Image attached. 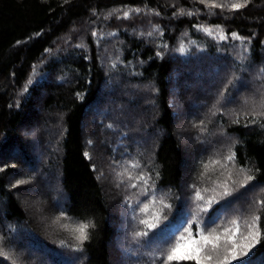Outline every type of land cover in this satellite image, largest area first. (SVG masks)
<instances>
[{
  "label": "trees",
  "instance_id": "1",
  "mask_svg": "<svg viewBox=\"0 0 264 264\" xmlns=\"http://www.w3.org/2000/svg\"><path fill=\"white\" fill-rule=\"evenodd\" d=\"M199 1L0 0L1 233L11 237L28 230L46 241L62 237L50 224L55 210L49 196L36 191L41 186L14 184L15 179H33L37 166L51 171L47 180L61 190L66 215L94 225L81 245L78 264H119L112 244L113 190L100 183L93 157L86 155L90 143L86 137L98 143L101 156L105 152L101 144L108 136L90 122L97 119L89 114L92 107L106 111L119 106L137 120V127L143 125L145 136L152 138L157 185L172 191L180 190L185 180L199 178V155L208 151L195 138L204 141L212 133L223 134L235 164L253 176L264 202L263 116L208 115L205 124L211 125L202 134L188 121L180 123L192 107L201 110L202 98L188 94L196 82V59L218 58L211 64L214 69L230 64L238 76L255 73L256 81L264 85V0H248L236 10L231 5L244 0L211 10ZM129 9L147 11L150 17L136 23L132 16L115 18ZM181 10L193 15L180 14ZM201 25L214 34L219 26L226 39L208 36L199 30ZM232 33L243 39H233ZM181 44L183 53L178 50ZM200 64L199 72L204 73L206 62ZM30 77L32 83L24 91ZM135 87L146 90L141 93ZM109 101L117 104L111 106ZM181 103H187L189 110L178 111ZM135 108L138 112L132 111ZM189 140L193 142L188 145ZM31 145L38 146L40 164L29 157ZM259 216L264 231V203ZM251 258L264 259V240Z\"/></svg>",
  "mask_w": 264,
  "mask_h": 264
},
{
  "label": "rangeland",
  "instance_id": "2",
  "mask_svg": "<svg viewBox=\"0 0 264 264\" xmlns=\"http://www.w3.org/2000/svg\"><path fill=\"white\" fill-rule=\"evenodd\" d=\"M199 2L201 3V0ZM230 3L231 0H221L219 4L230 6ZM205 9L208 8L205 7ZM133 10L135 9L124 10L120 16L116 15L115 18L123 17L124 19H129L132 16L136 23L138 20L145 21L144 19L150 17L147 11L139 9L140 11L136 12ZM124 12H129L130 15L125 18ZM75 30H78L77 26L71 29L72 35ZM202 61L206 62V65H203L204 73L199 72ZM215 61L218 62L219 59H196L194 61L193 80L196 82L192 85L193 89L188 94L202 98L201 110L194 111L192 107L190 116L183 115L180 119V123L182 124L184 121H188L190 126L199 134L206 133V129L210 128V122H208V125L205 124L208 115L215 116L219 114L223 117L234 116L243 119L259 114L264 117V85L256 81L255 73H253L252 77V75L247 76V73L244 72L243 75L247 77H240L230 64L226 66L219 64L218 69H214L211 64ZM200 80L206 84L207 89L212 91H207V89L202 87ZM171 83L174 84L175 81L171 80ZM134 89L140 90L139 92L141 93H144L146 90L136 87ZM120 93L123 94L122 92ZM123 96L126 97L124 94ZM105 99H101L100 102H103ZM173 103L176 105L174 100ZM110 104L111 106H115L117 103L113 102ZM185 104L187 103H181L178 111L185 112L189 110ZM137 109L135 108L132 111L138 112ZM89 114L97 118L96 120L90 118V122L100 127L103 134H108L107 139L101 144L105 149V152L101 156L98 143L94 140L90 141L86 137V140L90 142L86 146V153L89 158L93 157L92 166L100 183L104 185L109 184L113 190L111 194L114 195L115 203L113 216L115 237L112 244L119 264H153L158 250L167 246L166 241L168 240L169 231L179 229L182 232L183 227L188 226L189 221L193 218V214L197 211V203L203 204V201L198 202L194 200L197 189H200L202 192L204 189H209L208 192H203L205 199L214 194L211 191L212 188H216L218 192L223 191L222 187L217 186L224 183H227L233 190L231 196L223 199L218 198L217 202L209 207L207 212L200 214L202 223L209 229L216 227V225L223 226L238 216L250 221L253 215H259L262 200L258 194L261 190L260 188L255 189L256 185L252 181L244 183V186L241 187L245 176L250 174L240 170L235 164L234 159L227 161L226 158L232 155V152L226 145V137L223 134L212 133L204 141H199L195 138V142L197 141V143L205 148L204 150L208 151L205 155H199L200 159H202L199 162L201 164L199 178L197 181L185 180L180 186V190L172 191L157 185L152 169V138L145 136L143 125L137 127L135 124L137 120L129 112H123L119 106L116 109L112 108L106 111H103L101 108L92 107L89 110ZM129 120L132 123L126 124ZM193 140H189L188 145ZM37 148L38 146L31 145L28 153L31 160L33 159L40 164L41 157L36 153ZM25 157L28 159L27 156ZM212 160L220 161V164L225 165V167H221L218 164L205 172L204 165ZM131 164H138L140 167L133 169L130 167ZM47 168L49 169V167ZM125 168L128 169L133 177H145L148 180V184L144 185L142 181L135 179L130 181L127 175H119L124 172ZM50 174L51 171L46 172L43 168L36 166L33 179H15L14 184L28 187L41 186L36 191L42 195L49 196L48 202L55 210V215L51 219L50 224L54 225L53 227L56 232L62 233V237L57 240L47 237L46 241V238H43L40 234H35L28 230L26 232L22 230L19 232V235H12L11 237L6 236V233L0 232V253H2L0 254V263L23 264L22 261L25 260H33V264L79 263L81 245L75 239V233L72 229L81 222L66 215L61 202V190L56 184L47 180ZM229 175H231V179H229ZM17 181L26 182L18 184ZM130 183H137L138 188H130L128 186ZM145 187L148 188L147 196L139 195V191ZM152 192H155L157 201L162 200L163 203L170 206L168 209H164V215L167 216V219L163 221L158 229L153 230V233L159 232L165 225L169 227L165 229L162 235L154 236L153 233H150L149 237L138 240L134 239L133 234L136 231L144 230V226L138 224V219L144 218V216L139 212L137 201H150L152 199ZM253 200L255 202L252 208L249 204ZM133 208H135V213L133 212ZM42 212H46V210H42ZM134 215L136 219L133 218ZM193 229L195 232V224H193ZM178 234L179 232H177ZM29 236H32V239H29ZM10 245L12 249L7 250L6 247ZM17 252H20V256L16 255ZM242 259H248L249 264H264V259L255 260L251 256L250 259L248 257ZM156 264H161V262L157 260ZM233 264H239V261H234Z\"/></svg>",
  "mask_w": 264,
  "mask_h": 264
},
{
  "label": "snow or ice",
  "instance_id": "3",
  "mask_svg": "<svg viewBox=\"0 0 264 264\" xmlns=\"http://www.w3.org/2000/svg\"><path fill=\"white\" fill-rule=\"evenodd\" d=\"M248 0H244V3H233L231 9L236 10L244 7ZM207 8H224L226 5L216 3V0H201ZM133 11L139 12V9ZM158 15L159 13H155ZM180 14L193 15L192 12L184 13L181 10ZM214 14V13H210ZM124 17L127 18L130 13L124 12ZM200 31H203L208 36L213 38H218L219 40H225L226 36L223 30L217 26L216 32L214 34L211 28L206 26H198ZM233 39L242 40L237 33L231 34ZM181 53L185 51V47L181 44L178 49ZM264 71V70H262ZM32 83L31 77L29 78L24 91L28 90V85ZM87 155V153H86ZM227 161H232L234 156L229 155ZM220 164L218 160H212L208 164L204 165L205 172L209 171L212 166ZM221 167L225 165L220 164ZM131 168L135 169L140 167L138 164H131ZM119 175H127L128 179L142 181L144 185L148 184V180L143 176L133 177L127 168L124 169L123 173ZM231 179V175H229ZM253 180V176L246 175L244 183ZM26 181H17L18 184L25 183ZM130 188H138L137 183H130L128 185ZM217 187H222L223 191L218 192L216 188H212L211 191L214 193L212 196L205 199L203 192H208L209 189H204L203 192L197 189L194 195L195 201H203V204L197 203V211L193 214V218L189 221L188 226L183 227V231L180 232L179 229L169 231L168 240L166 241L167 246L165 248L159 249L153 260V264L156 261H160L161 264H182V262H194V264H233L234 261H239V264H249L248 259H242L253 254V249L257 247L264 240V231L261 230L259 215H253L251 220L242 219L241 217H235L227 222L225 225H216L213 228H207L202 223L201 213L207 212L208 208L217 202V199H223L232 195V189L224 183L218 185ZM148 194V188L145 187L139 191V195ZM152 199L148 202L137 201V207H139V212L143 214L144 218L138 219V224L144 226V230L136 231L133 236L134 239H140L144 237H149L153 230L158 229L163 223L167 216L164 215V209H168L170 206L163 203L162 200L157 201L155 197V192L151 193ZM264 203V202H262ZM142 204V206H140ZM135 213V208H133ZM136 219V216L133 217ZM193 224H195V232L193 229ZM67 227V226H65ZM94 225L91 222L79 223L72 231L75 233V239L80 245L84 241L89 239V229L93 228ZM169 226L165 225L164 228L160 229L159 232L153 233L154 236L162 235ZM177 232L179 234L177 235ZM63 243V242H62ZM2 254V253H0Z\"/></svg>",
  "mask_w": 264,
  "mask_h": 264
}]
</instances>
